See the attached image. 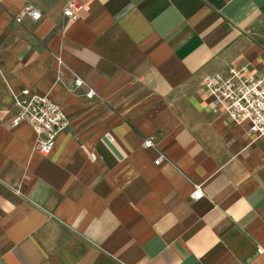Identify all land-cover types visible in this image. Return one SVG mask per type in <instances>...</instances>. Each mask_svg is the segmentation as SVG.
I'll use <instances>...</instances> for the list:
<instances>
[{
	"label": "crops",
	"instance_id": "1",
	"mask_svg": "<svg viewBox=\"0 0 264 264\" xmlns=\"http://www.w3.org/2000/svg\"><path fill=\"white\" fill-rule=\"evenodd\" d=\"M243 67L264 0H0V264H264V140L203 87ZM24 90L70 120L48 156L11 126Z\"/></svg>",
	"mask_w": 264,
	"mask_h": 264
},
{
	"label": "built area",
	"instance_id": "2",
	"mask_svg": "<svg viewBox=\"0 0 264 264\" xmlns=\"http://www.w3.org/2000/svg\"><path fill=\"white\" fill-rule=\"evenodd\" d=\"M81 6L72 1L68 3L64 14L71 20L78 18ZM41 13L33 6L24 8L16 18L17 23L25 19L38 22ZM84 80L76 78L74 87L85 88ZM206 94L213 99V109L221 113L226 119L236 125H249V132L255 139L264 140V76L251 75L247 67L230 71V76L224 78L220 75L207 76L203 81ZM86 97L90 100L96 97V92L89 89ZM17 113L11 126L16 128L23 123L29 124L37 135L36 150L43 156L52 153L57 138L68 130L70 120L64 109L51 101L48 97L32 94L24 90L20 95H13ZM146 148L156 147L155 139L144 140ZM164 157L160 156L156 165H160ZM204 197L203 186L194 185L192 199L200 200Z\"/></svg>",
	"mask_w": 264,
	"mask_h": 264
}]
</instances>
